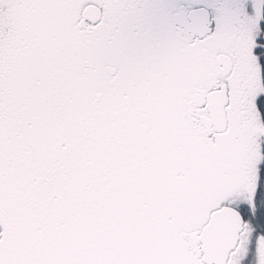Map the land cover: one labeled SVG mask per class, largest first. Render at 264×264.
I'll return each mask as SVG.
<instances>
[{"label":"snow or ice","instance_id":"6c2138e0","mask_svg":"<svg viewBox=\"0 0 264 264\" xmlns=\"http://www.w3.org/2000/svg\"><path fill=\"white\" fill-rule=\"evenodd\" d=\"M0 264H264V0H0Z\"/></svg>","mask_w":264,"mask_h":264}]
</instances>
